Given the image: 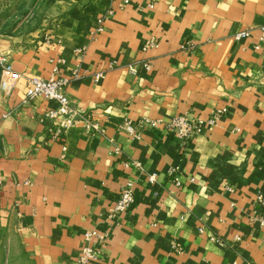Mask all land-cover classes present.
Listing matches in <instances>:
<instances>
[{
	"label": "crops",
	"instance_id": "crops-1",
	"mask_svg": "<svg viewBox=\"0 0 264 264\" xmlns=\"http://www.w3.org/2000/svg\"><path fill=\"white\" fill-rule=\"evenodd\" d=\"M0 3V14L14 3V18L30 7L48 19L0 26L12 66L0 87V199L38 264H73L91 229L109 233L94 264H264V0ZM59 60L70 102L98 130L80 122L53 137V103L25 99L28 78L54 77ZM219 110L186 141L141 122ZM129 183L133 205L112 215Z\"/></svg>",
	"mask_w": 264,
	"mask_h": 264
},
{
	"label": "built area",
	"instance_id": "built-area-1",
	"mask_svg": "<svg viewBox=\"0 0 264 264\" xmlns=\"http://www.w3.org/2000/svg\"><path fill=\"white\" fill-rule=\"evenodd\" d=\"M128 0H125L127 2ZM111 13L112 10H109ZM102 27L99 25L97 31H100ZM251 35L250 30H240L237 31L234 36L236 39H243ZM260 42L264 45V25L260 27ZM154 42L146 44L144 48L153 45ZM193 41H187L186 47L191 48L194 46ZM79 52L82 49H78ZM62 61H58V65L55 67V76L52 78H42V77H30L28 78V88L25 93L26 100H33L37 97H43L44 99L53 103V106L48 108L45 112L47 118V129L52 132L53 137H58L64 134L68 129L75 126L76 124L82 122L85 128L88 130H98L97 123L82 109L72 105L69 97L65 91L66 85L69 79L58 75L59 64ZM145 67H149V63H142ZM0 66L4 71H10L12 69L11 61L8 55L5 53H0ZM138 64H133L129 66L130 71L135 73L137 71ZM98 77V75H97ZM223 111L219 110L217 113L206 119V120H193L189 118L187 114H179L172 117L169 120H164L160 118H142L141 122H146L154 126L163 128L167 133L172 136V138L179 139L181 141H186L190 135L195 133L204 122L213 123L217 116ZM124 127L129 131L133 130V125L130 121L124 124ZM131 164L138 165L134 161ZM168 175L171 180L176 185H181V180L179 176V167L177 165H172L168 169ZM150 179H154V175L150 176ZM259 207L264 209V195H258ZM135 201V194L132 185L129 183L124 185L121 189L120 196L118 200L113 204L110 211L112 215L117 213H122L130 208ZM260 224H264V218H260ZM200 233L204 232V227H200ZM108 231H100L98 229H91L85 233L84 244L82 245L79 254L76 256L73 264H94L100 249L99 245L104 243L108 238ZM210 238L218 243L225 244L226 241L221 237L211 234ZM240 237H236L239 239ZM246 264H255L252 262H247Z\"/></svg>",
	"mask_w": 264,
	"mask_h": 264
},
{
	"label": "rangeland",
	"instance_id": "rangeland-1",
	"mask_svg": "<svg viewBox=\"0 0 264 264\" xmlns=\"http://www.w3.org/2000/svg\"><path fill=\"white\" fill-rule=\"evenodd\" d=\"M14 3L8 5L10 10L3 12L4 14H0V26L5 24V26H11L14 29L18 27L20 21L24 20L25 24H22V29H30L36 24L40 23L43 25L45 21L48 22L46 18L43 20L42 17H34L31 15L34 10L30 7H27L25 14H22L24 15L22 16V20L17 17L14 18L12 14H16L14 10L19 8L17 4ZM3 5L6 6V3H0V10ZM30 6L34 5L31 4ZM0 53L3 52L0 51ZM4 72L5 71L0 66V87L1 77ZM25 239L26 234L24 233L23 226L20 225L18 219L10 216L6 205H4L0 199V264H38L35 256L26 247Z\"/></svg>",
	"mask_w": 264,
	"mask_h": 264
}]
</instances>
